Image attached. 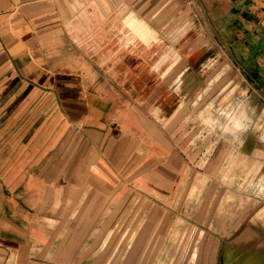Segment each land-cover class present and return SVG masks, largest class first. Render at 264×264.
<instances>
[{"label": "crops", "instance_id": "crops-1", "mask_svg": "<svg viewBox=\"0 0 264 264\" xmlns=\"http://www.w3.org/2000/svg\"><path fill=\"white\" fill-rule=\"evenodd\" d=\"M168 1L0 0V264H264V88L242 66L261 0L247 15L245 0H187L216 54L199 46L192 66L176 49L159 73L176 98L154 118L79 45L103 28L186 39L190 13ZM237 109L248 128L225 134ZM210 181L238 185L235 202L199 203Z\"/></svg>", "mask_w": 264, "mask_h": 264}, {"label": "rangeland", "instance_id": "rangeland-1", "mask_svg": "<svg viewBox=\"0 0 264 264\" xmlns=\"http://www.w3.org/2000/svg\"><path fill=\"white\" fill-rule=\"evenodd\" d=\"M163 1L166 2V0ZM177 1L181 4V7L174 15L177 14L178 18H183L186 17L187 12H189L190 19L193 22V25L190 27L191 31L186 39L181 40L180 38V36L185 34V27H168L167 32L171 30L172 33L176 35L174 39H172L174 41H167L165 43L140 42L133 35L134 33L132 30L130 32V37H126L123 40L122 37L118 36L122 30L121 28H114L115 34L106 37L104 33L105 28H103V31L101 30L99 33L97 42L86 41L79 44L84 50L91 54L92 57L89 60L95 63L97 68L111 79V82L115 85L118 92L125 98L130 99L131 103L139 104L141 108H145L146 115L151 118H154L155 114H157L158 101H166L162 107L163 113H167L172 107V102L175 101V93L171 92L168 86L162 83L160 78L161 74L159 73L164 72L166 68L171 65V62L174 60L173 57H175L176 49L178 53L180 52L183 57L188 59L192 66L200 60L199 54L201 52L195 51L199 46L207 50L209 56L213 57V55L216 54V47H214L212 42H203L201 43L202 46L199 43L203 32L207 34L215 33L213 28L209 31L205 28V23H203V18H205V16H201L200 10H197L195 7L192 12L189 11L186 4L187 0H169L168 3L171 4ZM245 2L246 6H243L245 15L249 14L248 12L251 13L252 10L254 12L256 11L259 14L258 21L261 18L264 22V0H261V7L252 8L251 11L249 6L253 5L254 0H245ZM167 13L168 12H163V16L161 14L158 18L164 17ZM151 19H153V17ZM151 25H153V23H151ZM153 28L154 27H151L150 29L153 30ZM155 28L158 30L166 29L164 26ZM259 34L264 35V31H259ZM85 38L88 39L89 37L85 36ZM175 38H177V40ZM162 76L164 77V74ZM181 94L182 93L179 92L178 100L184 97L183 94ZM165 104L167 105L165 106ZM211 142H215V140L211 139ZM205 153L207 155L206 157L210 159L209 162L212 158L216 157V151L212 149ZM212 168L213 167L209 166L206 169L211 170ZM207 186V190L209 191L208 196L206 199L200 200L199 203L208 201L214 213L223 202H235V198L230 197L229 199L228 197L232 195L231 192L235 190V187L238 188V185L210 181ZM224 187H226V189H224ZM218 192L219 194L225 192V196L221 194L225 199L221 197V195L218 197ZM213 195L214 197L216 196L215 199H211Z\"/></svg>", "mask_w": 264, "mask_h": 264}, {"label": "water", "instance_id": "water-1", "mask_svg": "<svg viewBox=\"0 0 264 264\" xmlns=\"http://www.w3.org/2000/svg\"><path fill=\"white\" fill-rule=\"evenodd\" d=\"M256 36L257 38L246 43L249 52L247 60L242 62V66L264 88V66L260 64V60H264V35L258 33Z\"/></svg>", "mask_w": 264, "mask_h": 264}, {"label": "clouds", "instance_id": "clouds-1", "mask_svg": "<svg viewBox=\"0 0 264 264\" xmlns=\"http://www.w3.org/2000/svg\"><path fill=\"white\" fill-rule=\"evenodd\" d=\"M218 126L225 134L234 136L241 131L247 130L248 122L244 113L237 109L225 115L223 123H219Z\"/></svg>", "mask_w": 264, "mask_h": 264}]
</instances>
